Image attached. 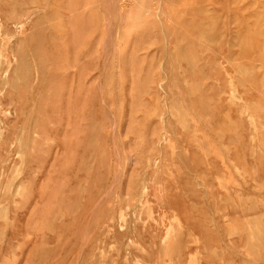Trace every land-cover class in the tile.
I'll return each mask as SVG.
<instances>
[{
  "label": "rangeland",
  "instance_id": "rangeland-1",
  "mask_svg": "<svg viewBox=\"0 0 264 264\" xmlns=\"http://www.w3.org/2000/svg\"><path fill=\"white\" fill-rule=\"evenodd\" d=\"M0 264H264V0H0Z\"/></svg>",
  "mask_w": 264,
  "mask_h": 264
},
{
  "label": "bare ground",
  "instance_id": "bare-ground-1",
  "mask_svg": "<svg viewBox=\"0 0 264 264\" xmlns=\"http://www.w3.org/2000/svg\"><path fill=\"white\" fill-rule=\"evenodd\" d=\"M112 3V2H111Z\"/></svg>",
  "mask_w": 264,
  "mask_h": 264
}]
</instances>
